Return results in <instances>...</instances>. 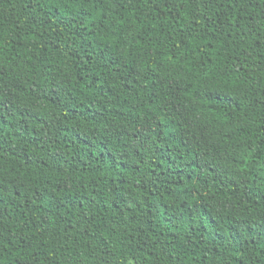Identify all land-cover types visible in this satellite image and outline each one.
<instances>
[{
	"label": "trees",
	"instance_id": "trees-1",
	"mask_svg": "<svg viewBox=\"0 0 264 264\" xmlns=\"http://www.w3.org/2000/svg\"><path fill=\"white\" fill-rule=\"evenodd\" d=\"M0 264H264V0H0Z\"/></svg>",
	"mask_w": 264,
	"mask_h": 264
}]
</instances>
